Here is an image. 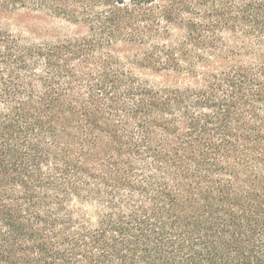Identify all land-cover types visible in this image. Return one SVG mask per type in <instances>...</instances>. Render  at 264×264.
Wrapping results in <instances>:
<instances>
[{"label":"clouds","instance_id":"1","mask_svg":"<svg viewBox=\"0 0 264 264\" xmlns=\"http://www.w3.org/2000/svg\"><path fill=\"white\" fill-rule=\"evenodd\" d=\"M0 264H264V0H0Z\"/></svg>","mask_w":264,"mask_h":264}]
</instances>
